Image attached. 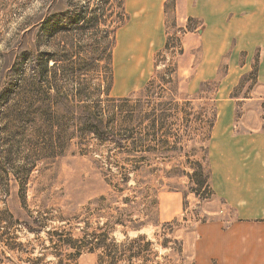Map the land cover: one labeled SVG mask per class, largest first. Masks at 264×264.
<instances>
[{
    "label": "rangeland",
    "instance_id": "rangeland-1",
    "mask_svg": "<svg viewBox=\"0 0 264 264\" xmlns=\"http://www.w3.org/2000/svg\"><path fill=\"white\" fill-rule=\"evenodd\" d=\"M124 4L0 0V264H195L200 223L221 214L207 138L228 52L189 90L202 21L167 20L149 72L127 67ZM237 101V127L264 125V100Z\"/></svg>",
    "mask_w": 264,
    "mask_h": 264
},
{
    "label": "crops",
    "instance_id": "crops-1",
    "mask_svg": "<svg viewBox=\"0 0 264 264\" xmlns=\"http://www.w3.org/2000/svg\"><path fill=\"white\" fill-rule=\"evenodd\" d=\"M124 6L128 19L117 48L130 51L127 67L146 71L153 67L154 52L166 42L167 20L202 21L201 51L194 70L199 78L185 79L189 90L196 91L201 81L215 76L221 56L228 52L227 69L217 80L207 138L209 182L222 209L219 216L200 223L194 260L195 264H264L263 119L260 113L255 115L256 126L246 129L236 122L237 100L245 104L264 100V0H125ZM240 36H245V46L237 38V44L227 45L228 37ZM195 42L194 36L188 37L185 51ZM140 77L115 79L113 84L125 91L149 80ZM241 87L245 96L232 93Z\"/></svg>",
    "mask_w": 264,
    "mask_h": 264
},
{
    "label": "trees",
    "instance_id": "trees-1",
    "mask_svg": "<svg viewBox=\"0 0 264 264\" xmlns=\"http://www.w3.org/2000/svg\"><path fill=\"white\" fill-rule=\"evenodd\" d=\"M111 45H112V44H111ZM111 45H110V46H111Z\"/></svg>",
    "mask_w": 264,
    "mask_h": 264
}]
</instances>
